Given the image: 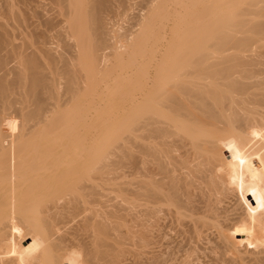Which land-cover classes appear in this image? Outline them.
Here are the masks:
<instances>
[{"label": "bare ground", "instance_id": "obj_1", "mask_svg": "<svg viewBox=\"0 0 264 264\" xmlns=\"http://www.w3.org/2000/svg\"><path fill=\"white\" fill-rule=\"evenodd\" d=\"M158 1L151 3L150 7H148L149 10L147 9V12H152L150 13L151 22L156 23L160 20V24V22H162L161 18L166 19L170 13H176V23H174L175 26L172 28L174 30V35H170L171 38L169 39L168 36L166 37V35L162 34L164 33L162 31L165 30V28H163L165 26V24H163L165 21L162 23L164 26L160 24V28L159 26L154 28L155 26L153 25V27H147L148 29L145 32L143 30L144 33L142 34L137 33L130 35L126 41L128 46L124 45L125 48L123 49V53L128 52V49L129 53L126 57H124L123 53H120L121 55L118 56V59L115 58V60H118L117 64L119 68L117 75L106 78V73L104 74L103 71H108L110 67L108 64L109 58H107L108 55L106 53L107 50H105L108 46L107 39H109L107 38L108 33L105 26V12L109 6V0H55L62 9L67 11L68 16H71V21L67 22L69 23V29H72L71 31L69 30L70 33L73 31L72 36L76 35L78 38L77 41L82 42L83 45L87 44L86 47H88L90 51L91 49L96 51L94 52V54L96 53L95 57L98 58V61L100 59L98 69L96 70H98V73H103L106 76L103 78L104 76L101 74L102 77L99 74L102 78H100V80H93L96 83L92 85V82L91 84L88 93L91 95V98L88 99V101L85 100V96L82 95V91H84L80 83L83 81V73L80 72L82 70L79 67L76 69V66L73 68V65H69L71 68L68 67V63L71 62L69 59L70 54L68 53L70 52L69 48V51L65 49V51L60 53L59 59L63 61L62 67H65L61 69L58 67L57 69L54 65L58 58H56L52 52L50 53L53 55L45 53V55L42 54V56H40L37 50H35L37 47L35 49H32L33 47L29 49V47H25L27 45H24L22 49L19 46L20 48L16 50L17 46L14 44L15 46L13 47L16 48L13 49H15L14 52L17 54L15 59H19L18 56H20L23 63L20 65L21 68L19 65L17 67L14 66V68H17L15 72L13 70L14 68H11L12 71H10V67L6 68V70L10 69L8 72L15 73V77H13L15 81L13 83L7 81V77H2L3 74L0 73V147H2V145L6 146L8 142L12 143L16 139L15 142L17 143L18 138L22 139L25 136L28 137V140L25 139L26 141H22L23 143L21 142L19 145L17 143L9 155L5 157L0 153V189L2 190L0 194V219L5 218L7 215H14L16 219L17 216L20 222L14 225H21V223H28V226L32 225V229L37 232L36 236L38 234V236L41 237V243H43L47 234L45 235L44 226L42 227L44 224H42L41 221H43V223L47 222L48 220L44 221L43 217L46 219L48 216L45 215V217L40 213L44 214L49 212V210L45 211L44 209L43 211L44 207L42 208V206L49 202L50 195L56 199L53 194H59L58 192L56 193V191H60V185L58 187L59 189L55 187L53 189V186L56 185L55 183H53L55 185L46 186L43 184V187L48 186V188H42L38 182L43 178L42 176L45 173L41 175V173L39 174L35 171H39L38 169L40 167L42 170L46 168V166H50L49 168L51 169H48V167L46 169L50 171L55 169V171L53 170V175H58L57 178L56 175L54 176L55 180L57 179L56 181L59 180L58 177H62V179L59 180V184L62 183L61 189L64 188L63 186L65 184L66 190L67 187L70 188L68 190L72 189L71 192L74 190L73 195L76 200H80L82 196H86L87 198V195L90 193V191L88 193L87 190H84L87 185L79 186L77 183L80 179L74 178L81 177L80 175H82V177L85 176V178L87 177V179L91 181L93 175L97 174L95 171L102 173L101 176L104 182L111 179H109L108 176L112 172L115 176L114 178H116V172L119 173V175L121 174V172H115L116 169H119L118 167L116 168V166L122 162L123 157L126 155L127 147H130L129 143L135 141L136 144L134 146L136 150H133L135 152L134 157H131V155L129 156L132 159H136L134 161L137 164L133 163L136 166H133V168H136H134L136 177H134L135 181H133V183L131 181L125 182H131V188L133 187L137 198L142 197L141 200L144 201V203H138L137 201L138 204H136L135 201L133 202L136 204H133L136 207H145L142 210L143 212L141 211L142 217L140 218L137 215L140 218H138L139 222H142L144 219L153 218L154 220L152 219V221H154L155 226L157 222L161 223L159 220H156L158 216H160L159 213L165 210L164 213L168 215L167 217H174L173 219L177 218L175 221L178 223L180 221H178V219H181L180 224L182 225H184L182 223L184 220L183 218H185L186 222L189 219L190 226L187 223V228L190 227L189 229L197 234V237L202 233L206 236L212 229L217 231L226 247L224 248L225 250H223L228 252V249H235L238 247L239 243L237 244V240L239 242L241 239H238L240 235L236 229L225 224L227 223V220H224L226 216H221V213L226 209L224 207L225 205L222 203L223 198L231 194H238L243 191L245 187L249 190L251 189L249 184H252V188H256L258 191L260 201L256 208L253 209L252 214L248 215V220H250L251 223H258L260 228H264V0ZM5 3H7V10L9 9L8 11L10 13H14L12 2L6 0ZM171 6L173 12L176 10L175 13L170 11ZM65 10H63L64 13ZM147 19L144 18V20ZM169 19L170 18L166 19V21L168 22ZM0 24L2 25V23ZM152 24L153 23H151V26ZM145 26L149 25L145 24ZM1 29L5 30L2 26ZM6 32L0 31V48H6V45H8V43L10 45V41H12L9 39L12 36L10 37L8 35L11 31L8 32V34ZM68 35L71 36L69 33ZM110 40L111 38L108 41ZM165 40L167 42H165L166 44L162 53L161 50L163 47L161 44H164L162 42ZM130 41L133 42L132 45L129 44L131 43ZM11 44L13 43L11 42ZM31 44L30 42V45ZM9 45L7 47H9ZM11 46L10 48H12ZM118 50L121 52L122 48ZM82 51H84V49H82ZM43 52L41 51V53ZM247 52L251 54H246ZM13 53L12 56L14 57ZM159 54L161 57H159ZM5 57H1L3 60L0 61L2 65L0 67L4 69L5 66L9 64L7 62L8 60H6L8 58ZM71 59H73V57ZM47 60H49L53 66L47 65ZM4 69L3 71L7 73ZM112 70L114 71V68ZM6 73H4V75H6ZM61 75L63 77L67 75L68 78L66 79L68 83H64L66 85L64 86L66 89L63 90L64 92L66 91V94L63 93V95L65 94L64 97L58 95L60 88H64L60 86L58 80V77ZM95 75H98L97 71ZM109 76L110 75H108V77ZM26 78L30 80L26 81ZM141 79H144V83L142 84L140 82ZM110 86H113L115 89ZM98 87H101L100 91H98ZM134 91L135 93L139 91V93L141 92L140 94H142L141 97L139 96L137 99L138 108L136 107V113L133 111L135 108L131 107V112L125 109L128 112L125 114L123 113L122 116L117 114L119 117L115 116V112L111 111L116 102H114L116 99L115 93L118 92L117 98L119 94V98H123V100L126 101L125 97L127 96H130V98L134 97ZM14 93L20 96L14 98L12 97ZM119 98L116 104H121ZM111 99H113V102ZM15 102L21 103L22 107L18 109L16 113L14 112V115L9 114L10 112L7 111L14 106ZM70 103L74 108L70 106L71 108L69 107L70 109L68 112L57 113L59 110L58 108ZM90 108H94L99 113L94 112L101 118L98 119L99 123L97 120L98 124L96 122H87L89 120L88 118L91 116V114L87 112ZM108 108L109 110L107 111ZM122 111H124V109ZM96 118L98 117L95 116V118L93 117L92 119ZM6 120H8V122H6ZM31 120H33L34 124H32V122L29 123ZM59 124L64 126L65 131H63L64 133L62 132L63 134L61 133L62 135L59 137H55L56 134H53L55 133L53 130L56 126H60ZM40 125L41 129L44 131L43 133L41 132L42 135L39 131L40 135H36V129L40 127ZM80 127L86 128V130L88 129L87 132L84 133L85 130L84 132L80 131ZM91 129L94 130L93 133L90 132L93 131ZM102 130L106 131H104L105 133L103 136H100L101 132L99 133L98 131ZM83 134L86 135L85 138L89 137L88 140L85 139L87 141L82 142L81 137L84 136ZM96 136H100L101 139L99 141L91 140L93 138L95 139ZM57 138L61 139V143L60 141L57 142ZM98 139L99 138H96V140ZM57 143H60L58 147L60 146L61 150L58 147L56 148L57 145L55 144ZM54 145L59 152L50 148L51 146L53 148ZM48 149H51L52 151H50L52 153ZM82 149L86 151V154H82ZM175 149L178 150L176 154L174 153ZM2 150L0 151L2 152ZM48 153L50 154L48 155ZM1 155L3 158H1ZM48 156H53L50 159L52 161L51 164L45 163V158ZM127 157L128 153L124 159ZM129 159L130 158H128V161ZM36 166H38V168L35 170ZM43 170L46 172L45 169ZM59 172L61 175H59ZM39 175H41V177ZM53 175L50 176L49 174L50 177H53ZM123 175L126 176L127 174ZM123 175H121V177ZM47 176L46 173V177L45 175L44 177L48 179ZM101 176H99L100 179ZM98 178L96 179L98 180ZM76 181L78 182L75 183ZM93 181H91V183H93ZM94 182L95 185H97L96 180ZM104 182L100 183L104 184ZM56 183L58 184V182ZM16 184H18L17 187H15ZM93 184L91 185L92 187ZM38 185L41 186L42 189H40V191L42 192L43 190V193L40 191L37 193L39 189L36 190V188L40 187H38ZM66 185L68 186L66 187ZM69 185L73 186V188ZM91 186L89 187L91 188ZM90 188H88V190ZM55 189L57 190L55 191ZM126 189L128 188L126 187ZM83 190L88 194H83L85 193L82 192ZM120 191H122V189ZM128 191L130 192V190ZM92 192V197L98 195L94 194V190ZM121 193L123 194V192ZM75 194L77 196H75ZM113 196L111 195V197ZM52 197L50 198L52 199ZM105 197L107 196L104 195V198ZM130 197H132V195ZM75 199L73 198V200ZM128 199L129 198L125 201L128 202ZM134 199H136V197ZM52 200L50 202L55 204L56 201ZM73 200H71L72 203H74ZM84 200L87 201L86 199ZM45 201L46 203H44ZM76 203L77 202H75V204ZM128 203H131L130 199ZM132 207L133 206L130 207V210H132ZM134 211L129 212L134 213ZM89 212L94 213V210L90 211L89 209ZM89 212L87 211V213ZM138 212L140 211H137V213ZM96 213L97 211L94 214ZM112 216L114 217L113 213ZM117 217H119V215L115 218ZM219 217H223V219L220 220ZM162 218L163 216H161L160 219ZM91 222L92 221H90V225ZM2 224L3 223H1L0 226ZM98 224L100 228H104L109 223H106L104 227H101L103 223L100 224L99 222ZM117 224L118 228H122L121 225H123V223L121 225L119 223ZM90 225L89 227L92 228L93 224ZM22 226L26 228V226ZM22 226L20 227L22 228ZM108 226L111 227L110 224ZM108 226H106V229H102L101 232L104 231L103 237H99L101 235L99 234L98 239H101V241L99 239L100 242L108 241L103 244L106 245V247L109 246L114 248L116 243L118 244L119 239L115 242L112 240L111 235L117 238L116 236L118 234H113ZM17 227L22 233L21 228H19V226ZM16 228H13L14 231L17 230ZM13 229H11L12 232ZM107 229H109V231ZM115 229L116 226L114 227V230ZM2 230H4V228ZM11 230L9 231L10 233ZM24 230L26 231L24 232ZM24 230L23 232L25 234L22 233V235H27V233L29 235L31 233L28 237L26 236V238H24L25 240L30 242L36 239V237L33 236L35 233L34 230L33 234L30 228L28 229V231H31L30 233L27 232V229ZM105 230L107 231L105 232ZM4 232H6V235L8 234L7 231L4 230ZM120 236L118 238H120ZM192 236L195 235L192 233ZM47 237L48 239H46V241L48 240L47 242L49 243V235ZM200 237H202V235ZM27 241H25V243H28ZM39 241L38 239V243ZM99 241H96L95 244H98ZM0 242H2V240ZM47 242L41 245L43 246V248H41L43 250L45 249L44 251L40 247H35V241H32L33 245L31 243L34 248L30 244H22L21 247H23L21 249H23L25 245L26 247L29 245L28 247H32L31 249L34 250L39 248L35 251L32 250L34 252L42 250L44 253L40 251L39 253L44 254L41 255L44 256L43 258L37 255L39 253H33L37 255L32 254L34 257L31 254L29 255L34 258L33 261H36L37 257L43 259L44 263L40 264H84L83 262H85V264H109V261L112 262V260H115L117 257L116 252L110 255L108 254V257L101 256L100 253L104 255L107 252L103 254L99 246L101 249L100 253L99 248H97L99 251L93 248L92 250L94 251L91 252L92 250H90L89 253L86 248L87 253L85 250V255L82 256V252L84 251L82 250L80 252L82 257L79 256L81 261L78 260L79 262H76L77 259L76 261L72 259L79 257L73 258L70 254L72 259L70 260L71 257L67 259L64 257L67 256L64 252V255H62V253L60 254L59 250L62 249L59 247L58 250V246L60 245H56L57 247L55 246L54 248L53 245L47 244ZM38 243L36 245H38ZM46 244L51 247L53 246V248L47 246L46 250V248H44ZM103 244L100 245L102 246ZM6 245H8V243ZM96 246L98 247V245ZM14 247L13 245V249ZM3 248H0V251L4 253L8 251L7 248L10 249L9 246ZM236 249L234 253H237L238 249ZM166 250L164 251L166 252ZM216 250L217 249H215V251ZM30 251H28V253ZM97 251L100 256L97 254ZM169 251L170 250H168V253H171ZM218 251L214 253L218 254ZM224 251L222 253L227 256V252ZM10 252H12V250ZM141 253L138 256H140ZM145 253L147 254V252ZM240 253L239 250V253H237L235 257L242 258L243 254L241 253V255ZM1 254L3 253H0V256L3 258L2 260H4L8 257V254L11 253H9V251L7 254L5 253L4 255H7L6 257ZM24 254V258L22 254H20L21 257L19 255H17V257L29 260L30 257L26 256L28 254L25 256ZM13 255V257L16 255L14 250ZM147 255V260L149 259L151 262L148 264H153V262L154 264L158 262L159 264H165V261H162L163 263L161 262L162 257H165L164 255L162 256L161 253L160 255L158 253L152 256L151 254ZM224 256L225 255L222 257ZM13 257H11V260L9 259V262L15 260ZM222 257L218 258L223 261ZM165 258H168V256ZM39 259L37 261H39ZM226 259L224 261H226ZM2 260L0 258V261ZM119 260L117 257L116 263L119 262V264H123L120 263ZM147 260H145V262L141 260V263L140 261H136L138 264H146ZM7 261L4 260L0 264ZM9 262L7 264H10ZM113 262V264H116L115 261ZM31 263L32 261H30V264Z\"/></svg>", "mask_w": 264, "mask_h": 264}, {"label": "rangeland", "instance_id": "obj_2", "mask_svg": "<svg viewBox=\"0 0 264 264\" xmlns=\"http://www.w3.org/2000/svg\"><path fill=\"white\" fill-rule=\"evenodd\" d=\"M5 1L6 0H0V20L2 21V22L0 21V23H2V25L0 24V31L1 30H2V32H6L7 31L6 32L7 34H8V32L11 31L12 33L10 32L8 35L10 37L12 36L11 38H9L12 41H10V45L8 43L9 47H7L8 45H6V48L5 47L4 48L2 47L3 49L0 48V54L2 55V56L0 55V61L3 60V58H1V57H5L6 56L5 58H8L6 60H8L7 62L9 63L8 64L9 66L6 65L8 67L5 66V69L2 68V67H0L1 70H2V71L0 70V73L3 74L2 77L3 76H6L7 77L6 80L9 81L10 83H13L15 81L14 78H13V77H15L14 76L15 75L14 72L17 69V68H14V66L17 67L19 65V67L21 68L20 65L23 62H22L20 56H18L19 59H17V58L15 59V57L17 56V54H15V52H14L15 49H13V48H16V47H13L15 45L17 46L16 50L18 48H20V47L22 49V47H24V45H27L25 47H29V49L31 47H33L32 49H35L37 47L35 50H37V52H38V54L40 56H42V54L45 55V53L52 52L56 56V58H58L57 61H55L56 64L54 63L56 65V66L54 65V67H56L57 69H58V67L60 69L63 68V67H65V66L62 67L63 61L61 59H59L60 58V53L63 52V51H65V49L67 51H69V49H70V52H68V53L70 54V58L69 59L71 60V62H70V60L68 58L67 59L69 60V62L71 64L68 63V67H70V66L73 65V68L76 66L75 67L76 69H77V67H79L82 70V71H80L81 73H83V78L84 79L82 78V80L83 81L85 80V81L84 82L81 81L80 83L82 84V87H83V90H84V91H82V95L85 96L84 99L87 100V101H88V99L91 98V95L88 94L89 93V89L91 88V84H92V82H93L92 85H94V83H96L93 80H100V78H102L103 76H104L103 78H105L106 76H107L106 78H110L111 76L117 75V73L119 71L118 64H117L118 63V60L117 59H118V56L123 53V49L125 48L124 45H127L126 44V41H127V38H129L130 35H132V34L134 35V34H137V33L138 34H142L148 28L153 27V25L155 26L154 28H157L158 26L160 28V24H161V26H164V25H162V23H163V21H165L163 23V24H165V26L163 27V28H165V30L162 31V32H164L162 34L166 35V37L168 36L169 39H170L171 36L174 35L173 34L174 33V30L172 28L175 26L174 23H176L175 22L176 21V19H175V14H176L175 11L176 10H174V12H173V8H172L173 5L171 6L170 11L173 12V13H175V14L170 13V15L166 19H168V18L171 19L172 17L174 19L173 18L171 20L169 19L168 22H167L166 19L161 18L162 19L161 20L162 22H160V24H159V21L160 20H158L156 23L155 22H151V19H150L151 18L150 17L151 14L150 13H152V12L151 11L150 12L149 11L147 12V9H148V7H150V4L151 3H154V2H156L158 0H109L108 9L105 12V26H106L107 33H108L107 38H109V39L111 38L112 41L111 40L108 41L109 39H107V45L108 46H107V48L105 50H107L106 53H107L108 57H107V55H106V57L109 58L108 64L110 65V67H109L108 71H106V72L103 71L104 74L106 73L105 74L106 76H105L103 73H98V70H96V69H98V66H99L98 63H100V59L98 61V58L95 57L96 56V53L94 54V52H96V51H94L93 49H91V51H90L88 49V47H86L87 44L86 45L85 44L83 45L82 42L77 41L78 38H77V36L75 34H74L75 36H72V32L73 31L70 33V31L72 29H69L70 28L69 27V23L67 22V21H69V22L71 21L70 20L71 19V16L69 17L67 11L65 9H62V7L59 6V4L57 2H55V0H9L10 2H12L13 6H14L13 7L14 8V13H10L8 11L9 9L7 10V3H5ZM63 10H65V13H64ZM66 13H67V15H66ZM62 14H64V15H62ZM63 16H67V17H63ZM144 18L147 19V20H144ZM142 20H143V22H142ZM148 22L149 23L150 22L153 23L152 26H151V23L149 24ZM46 23H47V25H46ZM145 24H147L149 26H145ZM1 26H2V28H5L6 31L4 29H1ZM52 27H53V29H52ZM44 28H45V30H44ZM143 30H144V32H143ZM140 31H142V32H140ZM68 33L71 36H69ZM35 35L39 39H37ZM17 36H19V37H17ZM31 37H32V39H31ZM38 40H40V41H38ZM166 40H167V38H166ZM166 40L162 42L164 44H161L162 47H163L162 50H161L162 53L164 51V46L166 44L165 42H167ZM33 41L34 42L36 41V42L34 43ZM11 42L13 44H11ZM30 42L32 43L31 44L32 46L30 45ZM39 43H40V45H39ZM129 44L132 45L133 42H131ZM36 45H38V46H36ZM10 46L12 48H10ZM119 48L120 49L122 48L121 52L118 50ZM82 49H84V51H82ZM11 50H12V52H11ZM43 50H44V52H43ZM88 50H89V52H88ZM41 51L43 53H41ZM10 52H11V54H10ZM12 53L14 54V57L12 56ZM52 53H50V54L53 55ZM80 53H81V56H80ZM116 53H118V54H116ZM128 53H129V49H128V52H124L123 53L124 57H126ZM69 54H68V57H69ZM110 54H111V56H110ZM246 54H251V53L250 52L249 53L247 52ZM71 56L73 57V59H71L72 58ZM159 57H161L160 54H159ZM115 58H117V59L115 60ZM47 65L53 66V64H51L49 60H47ZM0 66H2L1 63H0ZM9 67H10V69L11 68L12 69L14 68L13 69L14 70L13 73L10 72V71H12V69L11 70L8 69V70H10L9 71L10 74H9L8 70H6V68H9ZM23 67H24V65H23ZM111 68L112 69L114 68V71ZM3 69L6 70L7 73L5 71H3ZM22 69H24V68H22ZM93 69L97 71V74H98L97 76L95 75L96 71H94ZM93 71H94V73H93ZM2 72L6 73V75H4V73H2ZM84 74H86L87 76L84 75ZM99 74L100 75L102 74L103 76L101 75L102 76L101 77ZM108 75H110V76L108 77ZM66 79H68L67 78V75H65L64 77L62 75L58 77V80H59V83H60V86L61 87L66 86L65 84L68 83ZM28 80H30V79L28 78ZM28 80L26 78V81H28ZM140 82H141V84L144 83V79H141ZM29 83H30V81H29ZM111 88H114V87L112 86ZM65 89H66V87L60 88V91H58V95H60L61 97H64V95L66 94V91L64 92L63 90H65ZM100 89H101V87H98V91H100ZM84 92H85L86 95L84 94ZM136 92L137 93H135V91L133 92L135 98L134 97L130 98V96L129 97L127 96V97H125L126 99L124 98L126 101H124L123 98L120 99L119 98V94H118V98L120 99V103L121 104H118V103L116 104L117 99H118L117 98V93L118 92L115 93L116 99L114 100V102L115 101L116 102L113 105L114 107L111 110L112 112H115V114H114L115 116H118L119 117V115L122 116L123 113L125 114L128 111L131 112L132 111L131 110L132 108H135L136 109V110L133 109L134 112L137 111V108H138V105H137L138 100L137 99L139 98V96L141 97L142 94H140L141 92L139 93V91H136ZM63 93H65V94L63 95ZM19 96L20 95H18L16 93H14L12 95V97H14V98H18ZM111 101L113 102V99H111ZM134 105H135V107H134ZM70 106L72 108H74L71 103L70 104H65L61 108H58L59 110L57 111V113L60 114V112L61 113L62 112H66V111L68 112L69 109L71 108ZM21 107H22L21 106V103L15 102L14 103V106L12 108H10L7 112H10L9 114H13L14 112L16 113V111L18 109H20ZM121 107H122V109H121ZM90 109H93V110H90ZM90 109H88L87 112L89 114H91L92 117L90 116L88 118L89 120L87 122L88 123H92V122H94V123L96 122L97 123V120L98 119H101V118H99L100 117L98 115L99 113L94 108H90ZM123 109H124V111H122ZM125 109L128 110V111H126ZM108 110H109V108L107 109V111ZM94 112L98 113L97 114L98 116ZM117 114H119V115H117ZM95 116L98 117V118L92 119L93 117L95 118ZM6 122H8V120H6ZM30 122H32V124H34L33 120L29 121V123ZM98 123H99V120H98ZM44 126H45V124H44ZM42 128H43V125H42ZM80 129H81L80 131H82V132H84V130H85L84 133H86L87 130H88V129L86 130V128H82V127H80ZM36 130H37L36 131V135H40V133L41 132L43 133V131H44V130L41 129V125H40V127H37ZM91 130H93V129H91ZM53 131L55 132L53 134L54 135L56 134L55 137H59L60 135H62L64 133L63 131H65V129H64V126L60 125L58 127L56 126V128ZM104 131H106V130L98 131L99 133L101 132L100 133V136H103V134L105 133ZM37 132H38V134H37ZM58 132H60V133H58ZM90 132L93 133L94 130L93 131H90ZM42 133H41V135H42ZM126 134H128V133H126ZM36 135H35V137H36ZM83 135L84 136L81 137L82 142L87 141L89 137L88 138L87 137L85 138L86 135L85 134H83ZM100 136L99 137L96 136V138H99L98 140H96V138L95 139L93 138L91 140L99 141L101 139ZM25 137L22 138V139L21 138L20 139L18 138V141H17L18 145L22 141L24 142V141L28 140V137L27 136H25ZM57 139H58L57 142L60 141V143H61V139H59V138H57ZM85 139H87V140H85ZM16 140H14V142H12L13 144L11 142H8L10 144L7 143L6 144L7 147L5 145L4 146L2 145V147H0V150H2V149L4 150V151L2 150V152L0 151V153H2V155H3V157L9 155V153L13 150V147L17 145V143L15 142ZM60 143L55 144V145H57L56 148L58 147V145H60ZM130 143H129L130 147L129 146H128L129 148L127 147V152H126V155L128 153V157L124 159V157H126V155H125L123 157L122 162H120L119 165L116 166V168L118 167L119 169H116L115 172L118 171V172H121V174L119 175V173L116 172V178H114L115 176H114L113 172L110 174L111 177H110V175L108 176V174H107L108 178L109 179L111 178L110 179L111 182H110V180H108V181H105L106 182L105 183L102 180V176H101L102 173L96 172V171H95V173H97V174L100 173V174L97 175V174L94 173L95 175H93V172H92L93 179L91 181H93V180L95 181L96 180V184L97 185H95V182L94 181H93V183H94L93 184V183H91L90 179H87V177L85 178V176L82 177V175H80L81 177L74 178V179H77V178L80 179V180H78L79 182L76 181L75 183L78 182L77 184L79 186H81V185H84V186L87 185L86 186V189H84V190L85 191L87 190L88 193L90 191L89 194L86 193L84 190L82 192H85L83 194H86V195L88 194L87 196L88 197L90 196L91 198L90 197L89 198L88 197L86 198V196H82L81 194H79L80 196H82V198L80 196H78V197L81 198L80 199L81 202H80L79 199H77V200L75 199V197L73 195L74 190H73V192H71L72 189L71 190H68V189H70L69 187H67L68 185H66L67 190L65 189V184L63 186L64 188L61 189L62 188L61 187L62 186V183L59 184V180H61L62 177L61 176L58 177L59 178L58 181H56L57 179L55 180V177L54 176L56 174L53 175V172L55 171V169H52L50 171V170H47L46 169L47 167H48V169H51V168H49L50 166H46V168H43V169L46 170V172H44L43 169L41 170V167L38 169L39 171H35V172H37L39 174L41 173V175H42V173H45L42 176L44 179L41 178L40 179L41 182L40 181L38 182V184H40L41 186L43 184H44V186H46V185H52L53 183H55L57 186L55 184H53V185H55V186H53V189H54V187L55 188H58L59 185H60V187H59L60 188V191L59 190L56 191L57 189H55L56 193L58 192L59 194H56L55 195L54 192H51L50 191L51 193H54L53 196H55V198H56V199H54V197H52L50 195V197H52V199H54L56 201L55 204L50 202L52 199L49 197V200H48L49 202L46 203V201H47L46 200L44 202V203H46V205H43L42 206V208L44 207L43 208V211L45 209V211H48L49 210V212H46L44 214L40 213L41 215H44V216L47 215L48 218H49V219L48 218L45 219L43 216H40V217H43L44 221L45 220L46 221L48 220L47 221L48 223L47 222L43 223V221H41V223L44 224V225H42V227L44 226L43 229H45V232H46L45 235L47 234L46 235V238L43 241V243H41L42 242V240L40 239L41 237H39L38 234L36 236V233H37L36 230L32 229L33 228L32 225L31 226H28L29 225L28 223H21V225L20 224L19 225H14L15 223L17 224V222L18 223L20 222L17 219V216H16V219H15L14 215H7V216H5V218H1L0 219L1 221L0 222L3 223V224L0 226V241L2 240V242H0V248L2 249L3 247L6 248V247L9 246L10 249L9 248H7V249L9 251V253H11V254H8V257H6L7 255L5 256L4 254L5 253L7 254L8 251H6L5 253L0 251V253H3L1 255H3V256L6 257L4 260L5 261L8 260L7 262H3V263L4 264H7L9 262V259L11 260V257L14 256L13 255V250H14V253L16 254L15 257H13L15 260L13 261V259H12L13 262H9L10 264H27V263L30 264V261H32L33 264L34 263L36 264L39 261H42V262H39L38 264L44 263L43 262L44 260L41 259L40 257H39L40 259L37 257L39 259V261H37L38 260L37 258H36V261L35 260L33 261L34 258H32V256L33 255H36V254H33V253H39V251L42 252L43 246H41V245H43L44 242L46 243L48 241V240L46 241V239H48L47 236L49 235L50 240H49V243L47 242V244L53 245L54 248H55L56 245H60V246H58V250H59V247L62 248L61 250H59L60 251V254L62 253V255H64V254L67 255V256H64L67 259L69 257H71V255H72L73 258L74 257L81 256L80 255L81 254L80 252L82 250H84L83 251L84 254L82 252V256H84L85 255L86 248H87L88 253H89L90 250H92L93 248L94 249H97L100 246V248L102 249V253L103 254L107 252L106 254L102 255L100 253L101 252V249L99 248L100 251L97 249L99 251V253H100L101 256L108 257L107 256L108 254L110 255V254L116 252L117 257H118V260L121 258L122 260L120 259L119 261H120V263H123V264H138L139 261L141 263V260H143V262H145V260H147V258H148V255L147 254H151V256H152V255H154L156 253H158L159 255L161 253V255L162 256L164 255L165 257L168 256V258H165L164 257L165 258L164 259L162 257V259H161V262L162 261L163 262L165 261V264H180L181 262H182L181 264H227V263L229 264V262H230V264H232V263L233 264L234 263L235 264H264V228H260L258 223H251L250 220H248V215L249 214H252L253 209L256 208V206L258 205V203L260 201V197L258 196V191L256 190V188H254V189L252 188V186H251L252 184H249L251 189L248 190L247 187H245L243 189V191L239 192L238 194H235V195L231 194L228 197L223 198V202H222L223 205H225L224 207L226 208L221 213V216H223V215L226 216V218H224V220H227V223H225V224H227L228 226H232L234 229L237 230V232L240 235V238H238V239H241V240H239V242L237 240V244L239 243L238 244L239 246L236 245V246H238V247H236L238 250L236 248L235 249L237 250V253H239V250H240V252L243 254L242 255L240 253L242 255V258L241 257L240 258L235 257V256H237L236 255L237 253L236 252H235L236 254L234 253V250L235 249H231L230 248V249H228V252L227 251H224L225 250L224 248H226V247L224 246L223 239L219 236L218 232L215 231V230H213V229L210 230L209 233L206 234V236H205L204 233H202L201 234L202 237H200L201 235L200 236L198 235L199 237H197V234H195L191 229H189L190 227L187 228L188 225H189V219L188 218H187L188 219L187 222L185 221V218H183L184 220L182 219L183 220L182 223L184 224V225H182V224H180L181 219H178V221L180 220L179 223H178L177 221H175L177 219L176 217H175L176 219H173L174 217L173 218L172 217H167L168 215H166V213H164V211H165L164 210L163 212H160L159 213L160 216H158V219L156 221L159 220V222H161V223H158L157 222V224H156L157 226L155 225L156 227L154 226V221H152L153 218H151V219L150 218L144 219V220H142V222H139L138 218L139 217L140 218L142 217V212H143L142 210L145 207L139 208V207L134 206V205L138 204L139 202H143L144 203V201L141 200L142 197H138L137 198V195H135V193H134L135 191H134L133 187L131 188L132 184L130 185L131 182L133 183V181H135V178L134 177H136L135 176V173H134L135 172L134 171V168L136 166L133 163L137 164L134 161L136 159L135 158L134 159L131 158V157H134L135 152L133 150H136L135 149V146H134L136 143H135V141H132ZM55 145L53 146V148H52V146L50 148L56 150ZM132 145H133V147H132ZM58 148L61 150L60 146ZM129 149H131V150H129ZM49 151H47V152H49ZM56 151L59 152L58 149ZM81 151H82V154H86L85 153L86 151H83V149ZM20 152H23V151H20ZM177 152H178V150L175 149L174 150V153L176 154ZM4 153H8V154H4ZM49 154L50 153H48V155ZM2 155H1V158H3ZM34 155H36V154H34ZM129 155H131V157ZM92 156H94V155H92ZM49 157L50 156H48L47 158H45L46 159L45 160L46 161L45 162L46 164H48V163L51 164V162H52L50 159L53 156L50 157V158ZM128 158H130L129 161H128ZM125 162H127V163H125ZM124 165H125V167H124ZM120 166H121V169H120ZM133 166H135V167L133 168ZM37 168H38V166L35 167V170ZM120 170H122V171H120ZM46 173L48 175L47 176L48 179L45 178L46 177ZM122 173L125 174V175L127 174V175L124 176ZM49 174H50V176L53 175V177H50ZM62 174H63V172H62ZM41 175H39V176L41 177ZM44 175H45V177H44ZM59 175H61V173ZM121 175H123V176L121 177ZM57 176L58 175H56V178H57ZM99 176H101V179H100ZM49 177H50V179H49ZM117 177H119V178H117ZM96 178H98V180ZM132 178H133V180H132ZM81 179H82V182H81ZM83 181H85V182H83ZM125 181H127V182L131 181V182L130 183H127ZM56 182H58V184ZM100 182H104V184L103 183H100ZM108 182H109V184H108ZM120 182L121 183L123 182L124 184L123 183L121 184ZM92 184H93V187L91 186ZM17 185L18 184H16L15 187H17ZM40 185H38V187ZM88 185L91 186V188ZM94 185L96 186V188H95ZM41 186L39 188H36L35 187L36 190L39 189V190H37V193H39L40 189H42V188H48V186L47 187H43L42 186V188H41ZM69 186L73 188V186H71V185H69ZM84 186H82V187H84ZM126 187L128 189H126ZM88 188H90L92 191L94 190L95 191L94 194L95 195L98 194V195L97 196L94 195L95 197H92L93 196V192L90 189L88 190ZM92 188H94V189H92ZM118 188H119V190H118ZM121 189H122V191H120ZM61 190H62V192H61ZM128 190H130V192ZM52 191H54V190H52ZM78 192H77V195H78ZM96 192H99V193H96ZM100 192H102V193H100ZM121 192H123V194ZM1 193H2V190L0 189V194ZM41 193H43V190H42ZM60 193H62V194H60ZM120 194H122V195H120ZM77 195L75 194V196H77ZM101 195H102L103 198L101 197ZM104 195L107 196V197L104 198ZM111 195L112 196L114 195V196L111 197ZM131 195H132V197H130ZM124 196H126V197H124ZM135 197H136V199H134ZM73 198L76 201L73 200ZM83 198L86 199L87 201H85ZM127 198L130 199V202H131L130 204L128 203L129 202V199H128V202L125 201V200H127ZM104 199H105V201H104ZM54 200H52V201H54ZM71 200H73L74 203H72ZM83 201H85V202H83ZM134 201L136 202V204L133 203ZM137 201H138V203H137ZM75 202H77V203L75 204ZM51 205L52 206L55 205V206L52 207ZM126 206H128L129 208L126 207ZM131 206H133L132 207V210H130L131 209L130 208ZM50 208H51V210H50ZM89 209H90V211H93L94 210V213L97 211V213L94 214L92 212H89ZM127 209H128V211H127ZM134 210L136 211V213H135ZM87 211L90 214L92 213L93 215L91 214L92 215L91 216L89 213H87ZM129 211H132V212L134 211V213L129 212ZM137 211H140V212L137 213ZM111 212L113 213L114 217L112 216V213ZM115 212H117V213H115ZM140 213H141V215H140ZM118 215H119V217H117L118 219L115 218ZM88 216H89V218H88ZM161 216H163V218H162L163 220L165 219L164 222H163L162 219H160ZM164 216H166L167 218L164 217ZM219 219L221 220V219H223V217H219ZM115 220H117V221H115ZM86 221H88V222H86ZM90 221L93 222V223L91 222V225L93 224L92 228L89 227ZM120 221H121V223H120ZM99 222H100V224L103 223V225H101V227H104V225H106V223H109L111 225V227L108 226L109 224H107L106 226L109 227V229L111 230V232L113 234L114 233H115V235L118 234L116 236L117 238H115V237H112L114 235H111V232H110V235H111L112 240H114L115 242H117L118 239H119L118 244L116 243V245H115V242L113 241L114 242V245H115L114 248L112 247L113 249L111 247H109V246L106 247V245L103 244L106 241L100 242L101 241L100 238H99L100 239V241H99V239H98L99 234H101L99 237H101L104 234L103 233L104 231L101 232L102 229H104V228L106 229L107 228L106 226L104 228H100V225L98 224ZM116 222L119 223L120 225L122 223H123V225L124 224L125 225L124 226L121 225L122 228H118V224ZM94 223H95V225H94ZM187 223H188V225H187ZM22 225H24V227L26 226V228H23ZM46 225H49V226H46ZM112 225H114V226H112ZM120 225H119V227H120ZM15 226L16 227L19 226V228H21L20 226H22V228H21L22 233H24L26 231L24 229H27V232H29V233L32 231V234L35 231V233L33 234V236H35L36 239L35 240H31L30 242H28L24 238H26V236L28 237L31 233L29 235H28V233H27V235H22L21 231L18 230V227L16 228ZM27 226L30 228V230L31 229L32 230L31 231L30 230L28 231L29 228ZM115 226H116V229L117 230L116 229L114 230V227ZM184 226H186V227H184ZM3 228H4L5 231H7V233H8L7 235L5 234L6 232H4V230H2ZM13 228H16L17 230L14 231ZM151 228H153V229H151ZM11 229H13V232H12ZM109 229H107V230L109 231ZM10 230H11V233L9 232ZM23 230H24V232H23ZM107 230H105V232ZM192 233L195 236H192ZM119 236H120V238H118ZM37 237H39V238H37ZM38 239L40 240L39 243H38ZM5 240H6V243H5ZM25 241H27L28 243H25ZM32 241L33 242L35 241V243H34L35 247L36 246L37 247H40V248L42 247L41 248L42 250H38V252H34L35 250H37L39 248H37L35 250L34 249H31L33 247L32 246L33 245ZM96 241H99L98 244H95ZM36 242L38 243V245H36L37 244ZM7 243H8V245H6ZM9 243H10V245H9ZM31 243H32V245H31ZM22 244H30L32 247L29 248L28 247L29 245H27V247L25 245L24 248L21 249L23 247V246L21 247ZM47 244L44 247V248H46V250H47V246H49ZM100 244H103V245L101 246ZM13 245L15 246L14 249H13ZM96 245H98V247ZM218 245H219V247H218ZM16 246H17V248H16ZM53 246L52 247L49 246V247L53 248ZM116 247H117V249H116ZM7 249H5V250H7ZM24 249H25V251H24ZM215 249H217V250L215 251ZM11 250H12V252H10ZM32 250H34V251H32ZM56 250H57V248H56ZM87 250H86V253H87ZM164 250H166L167 253ZM168 250H170L169 252H171V253H168ZM218 250L219 251L222 250V251H220V254H219V251ZM28 251H30V252L28 253ZM59 251H57V252H59ZM93 251L94 250H92L91 252H93ZM98 251H97V254L99 255ZM217 251H218V254L217 253H214V252H217ZM223 251L224 252H227V256H226V254L222 253ZM21 252H23V253H21ZM63 252H64V254H63ZM65 252H67V253H65ZM145 252H147V254ZM163 252H164V254H163ZM24 253H26L28 255H26ZM42 253H44V252H42ZM42 253L41 254L39 253L37 255H39V256L44 255ZM140 253H141V255L138 256ZM20 254H22V257H23V254H24V256L25 255L26 256H29L30 254L31 255L33 254V255L32 256H29L30 257L29 260H25V259H23L24 257L23 258H20L21 257ZM222 254L225 255V256L222 257L223 256ZM230 254H233V255L235 254L234 255L235 259H234L233 255H230ZM17 255H19L20 257H17ZM169 255H171V256H169ZM174 255H175V257H174ZM241 255H239V256H241ZM9 256H11V257H9ZM41 257L43 258L44 256H41ZM72 257L70 258V260L72 259ZM117 257H116V259H117ZM218 257L219 258L222 257V260L223 261L228 257L227 258L228 260L226 259V261L223 262ZM0 258H1V260L3 259L1 256H0ZM137 258H139V259H137ZM149 258H150V256H149ZM213 258H217V259H213ZM76 259H77V261H76ZM80 259L81 258L79 257V258H74L72 260H75L76 262H79V261H81ZM116 259L115 260H112V262L109 261V264H113L114 263L113 261H115V263H116ZM4 260H2V261H4ZM148 260L146 261L147 262L146 264L151 263L150 260H149V262H148ZM167 260H169V261H167ZM2 261H0V263ZM27 261H29V262H27ZM83 263L85 264V262H83ZM80 264H82V263H80ZM116 264H119V262L116 263ZM153 264H154V262H153ZM156 264H159V262L156 263Z\"/></svg>", "mask_w": 264, "mask_h": 264}]
</instances>
